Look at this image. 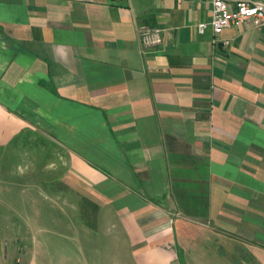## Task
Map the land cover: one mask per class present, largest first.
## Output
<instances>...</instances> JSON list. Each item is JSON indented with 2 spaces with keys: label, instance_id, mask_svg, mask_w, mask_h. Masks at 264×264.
<instances>
[{
  "label": "crops",
  "instance_id": "0c3cea01",
  "mask_svg": "<svg viewBox=\"0 0 264 264\" xmlns=\"http://www.w3.org/2000/svg\"><path fill=\"white\" fill-rule=\"evenodd\" d=\"M211 19V0H0V149L35 131L64 151L0 170V264L17 224L32 259L61 227L66 264H264V24Z\"/></svg>",
  "mask_w": 264,
  "mask_h": 264
},
{
  "label": "rangeland",
  "instance_id": "374dc122",
  "mask_svg": "<svg viewBox=\"0 0 264 264\" xmlns=\"http://www.w3.org/2000/svg\"><path fill=\"white\" fill-rule=\"evenodd\" d=\"M48 142L47 137L35 131L23 133L18 140L16 139L9 146L0 149V170L10 169L9 171L12 172L17 170L23 173L51 171L52 169L49 166L53 162L56 164L59 158L58 155L64 153V151L58 147L47 145ZM54 167L57 172L63 170L61 164L57 163ZM1 202L8 203L9 201L3 198ZM17 226V228L7 229V233L11 235L8 240L13 238L7 250V255L10 254L9 261L11 264L13 262L14 264H32L33 261L38 262V264H63L66 261L63 255L68 256V253H78V245L73 242V238L76 236L74 230L69 231L56 227L49 229L54 234L53 260L37 259L35 253V259H32L31 229L24 225L17 224ZM69 238L70 242L68 241ZM74 262L78 264L77 259Z\"/></svg>",
  "mask_w": 264,
  "mask_h": 264
},
{
  "label": "built area",
  "instance_id": "2783aa9c",
  "mask_svg": "<svg viewBox=\"0 0 264 264\" xmlns=\"http://www.w3.org/2000/svg\"><path fill=\"white\" fill-rule=\"evenodd\" d=\"M212 19L210 25L214 35H220L225 29L237 22L252 23L259 27L264 24V1L252 0H211ZM207 24L199 25L200 31ZM139 39L144 49L159 47L164 43L165 31L159 27L142 24L138 28Z\"/></svg>",
  "mask_w": 264,
  "mask_h": 264
}]
</instances>
